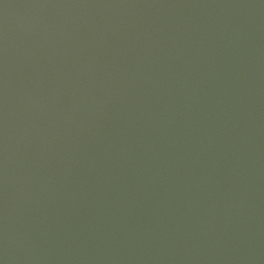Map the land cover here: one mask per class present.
I'll use <instances>...</instances> for the list:
<instances>
[{"label":"water","instance_id":"95a60500","mask_svg":"<svg viewBox=\"0 0 264 264\" xmlns=\"http://www.w3.org/2000/svg\"><path fill=\"white\" fill-rule=\"evenodd\" d=\"M80 264H264V0H165Z\"/></svg>","mask_w":264,"mask_h":264}]
</instances>
